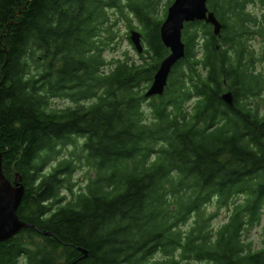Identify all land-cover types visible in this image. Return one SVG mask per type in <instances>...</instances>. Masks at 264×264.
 Listing matches in <instances>:
<instances>
[{"label":"trees","instance_id":"obj_1","mask_svg":"<svg viewBox=\"0 0 264 264\" xmlns=\"http://www.w3.org/2000/svg\"><path fill=\"white\" fill-rule=\"evenodd\" d=\"M248 1L212 0L220 37L186 24L185 58L146 98L170 53L159 0H0V162L39 229L0 242V264H264L247 237L264 215V19ZM113 8L143 34L138 62L105 57Z\"/></svg>","mask_w":264,"mask_h":264},{"label":"water","instance_id":"obj_2","mask_svg":"<svg viewBox=\"0 0 264 264\" xmlns=\"http://www.w3.org/2000/svg\"><path fill=\"white\" fill-rule=\"evenodd\" d=\"M209 0H175L169 7L167 17L161 25L160 35L169 55L160 63L151 85L145 92L146 98L162 96L169 85V79L175 66L186 56V44L183 33L186 24L206 22L213 26V33L220 37L223 28L216 14L208 7ZM130 40L139 54L144 53L143 34L134 29L130 32ZM222 99L229 106L235 105L232 91H226ZM26 188L21 182L10 181L3 173L0 162V242H8L17 236L23 229L36 227L23 222L18 215L22 205ZM44 235L52 236L44 232ZM85 255L87 251L81 250Z\"/></svg>","mask_w":264,"mask_h":264},{"label":"rangeland","instance_id":"obj_3","mask_svg":"<svg viewBox=\"0 0 264 264\" xmlns=\"http://www.w3.org/2000/svg\"><path fill=\"white\" fill-rule=\"evenodd\" d=\"M168 0H159L157 4L158 12L156 14H153L155 18L161 19V21H165L167 17V12H164V9L167 8ZM263 6L262 4L259 6V10L257 11V15L261 16L263 14ZM109 22L107 23L109 27L112 26V29L116 33V41L115 44L111 45V49L105 50V57L108 59H126L130 58L134 61H140V55L137 50L135 49L133 43L130 40V32L132 30H129V23L121 18V16L117 13L116 9H109ZM132 22L131 24L133 26H136L138 28L141 27L140 23L134 16H130ZM140 31L139 29H136ZM141 32V31H140ZM129 33V36H128ZM145 45V44H144ZM252 46L259 54L260 62L257 63V71H264V62H262V58L260 56L261 50H262V40L255 39L254 42H252ZM113 48H115V51H113ZM110 69V66L105 67V71H108ZM148 89V88H147ZM146 89V90H147ZM145 90V92H146ZM55 108H64L71 105L70 100L67 99H56L54 101ZM70 152V151H69ZM68 154L65 152L60 156V158L66 157ZM90 176H94L93 173H90ZM89 171L88 169H81L75 174L74 182L77 183L75 187V191L79 192L81 190H85L88 181H89ZM217 209L212 206L209 208L210 213H215ZM230 216V211L226 209H222L219 211L218 215L213 219L212 225L215 228H220L223 224H225ZM247 237L249 238V241L252 242V247L254 250H260L264 246V215H263V221L260 225L253 227L249 233L247 234ZM190 264H198L195 262H192Z\"/></svg>","mask_w":264,"mask_h":264},{"label":"flooded vegetation","instance_id":"obj_4","mask_svg":"<svg viewBox=\"0 0 264 264\" xmlns=\"http://www.w3.org/2000/svg\"><path fill=\"white\" fill-rule=\"evenodd\" d=\"M124 1V3H125V1H127V0H123ZM211 3H212V0H209L208 1V7H209V9H210V11H212V12H214L212 9H211ZM261 5V0H249L248 1V4H247V6H246V10L250 13V14H252L253 16H255L256 18H258V20L260 21V20H262V19H264L263 17H264V4L262 5L263 6V14L261 15V16H259V15H257V11L259 10V6ZM215 13V12H214ZM216 14V13H215Z\"/></svg>","mask_w":264,"mask_h":264},{"label":"bare ground","instance_id":"obj_5","mask_svg":"<svg viewBox=\"0 0 264 264\" xmlns=\"http://www.w3.org/2000/svg\"><path fill=\"white\" fill-rule=\"evenodd\" d=\"M174 1H175V0H174ZM183 37H184V36H183ZM144 46H145V45H144ZM137 52H138V51H137ZM142 54H143V53H142ZM142 54H141V55H142Z\"/></svg>","mask_w":264,"mask_h":264}]
</instances>
